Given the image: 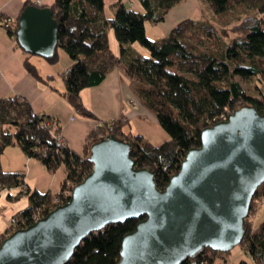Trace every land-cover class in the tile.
Wrapping results in <instances>:
<instances>
[{
  "label": "trees",
  "instance_id": "trees-1",
  "mask_svg": "<svg viewBox=\"0 0 264 264\" xmlns=\"http://www.w3.org/2000/svg\"><path fill=\"white\" fill-rule=\"evenodd\" d=\"M53 1L48 6L40 5L47 7L58 23L53 52L44 58L53 64L59 59L57 50L61 49L72 61L61 73L63 98L83 116L94 117L85 107L80 91L98 85L109 69L117 67L130 80L144 85L137 96L157 118L168 138L156 146L143 142L140 134L124 130L125 120L112 118L101 120L98 127L90 130L77 153L65 142L60 123L52 116L35 112L18 95L0 97V156L6 147L17 145L23 154L39 160L49 171L64 165L66 176L59 192H41L30 189L21 173L6 171L0 164V194L4 189L18 187L15 195L7 193V199L12 201L25 195L29 200L27 206L11 217L15 221L0 233V242L17 228L33 223L34 215L43 216L70 200L73 186L91 170L90 145L101 136L114 133L128 141L134 165L151 168L157 188L162 189L179 169L189 148L200 146L204 127L226 118L243 102L254 105L259 113L264 112V88H259V84L264 87V0H201L220 23L236 26L237 33L229 41L224 40L211 21L192 17L177 22L161 38H147L145 21L162 22L183 0H137L139 11L119 3L111 16L105 12L104 0ZM29 5L35 4L26 1L15 18L0 13V25L17 45L18 18ZM109 29L118 42L119 55L110 48ZM133 42L144 46L148 55L134 51ZM25 53L23 65L28 73L47 80L39 76L37 67L29 60L33 53ZM251 80L257 83L249 85ZM246 85L255 92L253 95ZM58 135L64 146L55 144ZM67 185L69 191L63 194ZM140 218H128L94 230L63 264H117L122 237L135 229ZM259 223L255 229L250 216L245 219L244 237L238 244L244 248L248 261L240 259L238 264H264V220ZM227 252L205 247L193 256H185L180 264H221L215 263L216 257L226 262L223 255Z\"/></svg>",
  "mask_w": 264,
  "mask_h": 264
},
{
  "label": "water",
  "instance_id": "water-1",
  "mask_svg": "<svg viewBox=\"0 0 264 264\" xmlns=\"http://www.w3.org/2000/svg\"><path fill=\"white\" fill-rule=\"evenodd\" d=\"M18 18L17 43L45 57L58 23L47 7ZM160 189L149 167H136L124 138L101 136L89 148L91 170L60 203L0 242V264H63L107 224L140 218L122 237L117 264H180L205 247L227 252L243 239L257 187L264 183V112L243 102L200 132Z\"/></svg>",
  "mask_w": 264,
  "mask_h": 264
},
{
  "label": "crops",
  "instance_id": "crops-1",
  "mask_svg": "<svg viewBox=\"0 0 264 264\" xmlns=\"http://www.w3.org/2000/svg\"><path fill=\"white\" fill-rule=\"evenodd\" d=\"M26 1L37 6H48L54 2L53 0H0V13L15 18ZM200 2L183 0L165 15L162 22L153 25H158L165 35L183 18L192 17L195 11L201 14L198 13ZM119 3L129 5L131 8L134 4L133 0H104L106 14L113 15ZM195 19L199 20L197 17ZM144 30L147 32L146 25ZM57 54L59 59L53 64L48 63L42 56L47 63L41 64L47 67L43 75L39 73V65L32 59L33 54H31L29 60L37 67L39 76L47 80L31 76L23 65L26 53L7 34L6 28L0 25V97L18 95L28 101L35 112L52 116L60 123L65 142L77 153L82 150L85 138L96 126V121L112 118L125 120L126 132L132 135L140 134L143 140L152 145L156 146L167 140L168 135L158 124L157 118L142 105L137 96V92L143 89L144 85L130 80L117 67L109 69L106 77L98 85L87 86L80 91L85 107L90 109L94 117L87 118L75 110L61 94L65 89L61 73L70 67L72 61L61 49L57 50ZM0 157L1 168L9 172L21 173L30 189L56 193L61 189L66 177L64 165H60L55 171H49L39 160L23 154L17 145L6 147ZM19 190L18 187L9 189L12 192Z\"/></svg>",
  "mask_w": 264,
  "mask_h": 264
},
{
  "label": "rangeland",
  "instance_id": "rangeland-1",
  "mask_svg": "<svg viewBox=\"0 0 264 264\" xmlns=\"http://www.w3.org/2000/svg\"><path fill=\"white\" fill-rule=\"evenodd\" d=\"M201 1V0H199ZM134 4L133 7L134 10H141L140 5L138 6L137 0H133ZM201 6H200V12L201 14H197L196 11L194 13H192V18L195 19V17L199 18V21L201 20H205L206 19L211 21L213 23V25L215 27L218 28V31H220V33L222 32V37H224L225 41H229V39L234 36L237 33L236 30V26H233V23H230L228 25H223L222 23L219 22L218 19H216L211 12V9L207 6L204 5L202 3V1L200 2ZM154 23H150L149 21H145V25H146V36L147 38L151 39H158L161 38L163 35V31L162 29H160V27L158 25H153ZM108 42L110 44V48L113 51V53L119 55V49H118V42L116 41L114 32L112 31V29L108 30ZM197 39V38H196ZM192 41H195L194 39H192ZM132 45V49L138 53H143L145 55H148L149 52H147L146 48L142 45H140L138 42H133L131 43ZM32 59L37 62L38 66V71L39 73H41L43 75L44 71L47 69V67H44V65L41 66V64H47L44 60L43 57L33 54ZM252 82H249V85H255L257 82L255 80H251ZM249 85H246L245 88L246 90L250 93V94H254V91H250L247 89V87H249ZM258 85V84H257ZM259 88L260 90H263V86L261 84H259ZM88 118V117H87ZM99 124L98 121H96V127H98L97 125ZM93 129V128H92ZM143 138V137H142ZM168 138V137H167ZM143 140V139H142ZM63 141V139H62ZM146 140H143V142H145ZM65 190L63 191V194H65L66 192L69 191V187L68 185L65 186ZM9 190V189H8ZM7 189H4V191H2V193L0 194V233L3 232L7 227L6 225L10 224L11 222V217L16 214L18 209H22L25 206H27V204L29 203V200L27 199V196L25 195H21L18 198H16L15 200H8L7 199V193H11L12 195H15L17 193V191H8ZM253 200V201H252ZM252 202L249 208V216L252 219V223H253V227L255 229L258 228L259 226V222H261L262 220H264V183H262L261 185H259L257 187V191L254 195V197L252 198ZM5 228V229H4ZM224 257H227L226 262L222 261V259L216 257V261L215 263H221V264H238L240 259H244L248 261V257L245 254L244 248L242 246H240L239 244L234 246L233 248H231L227 254L223 255Z\"/></svg>",
  "mask_w": 264,
  "mask_h": 264
},
{
  "label": "built area",
  "instance_id": "built-area-1",
  "mask_svg": "<svg viewBox=\"0 0 264 264\" xmlns=\"http://www.w3.org/2000/svg\"><path fill=\"white\" fill-rule=\"evenodd\" d=\"M55 144L58 145V146H64V145H65V143L62 141V137H61V135H58ZM38 217H39V216H38ZM38 217L34 215V220H36ZM14 221H15V219H14V218H11V222H14Z\"/></svg>",
  "mask_w": 264,
  "mask_h": 264
}]
</instances>
